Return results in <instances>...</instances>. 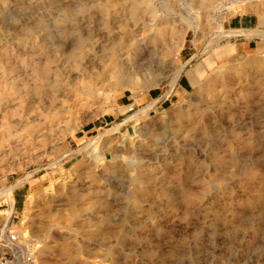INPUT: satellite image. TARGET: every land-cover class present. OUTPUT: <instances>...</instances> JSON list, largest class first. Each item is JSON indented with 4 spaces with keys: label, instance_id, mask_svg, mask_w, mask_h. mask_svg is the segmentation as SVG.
<instances>
[{
    "label": "rangeland",
    "instance_id": "1",
    "mask_svg": "<svg viewBox=\"0 0 264 264\" xmlns=\"http://www.w3.org/2000/svg\"><path fill=\"white\" fill-rule=\"evenodd\" d=\"M138 1L0 0V227L36 264H264V0Z\"/></svg>",
    "mask_w": 264,
    "mask_h": 264
},
{
    "label": "bare ground",
    "instance_id": "2",
    "mask_svg": "<svg viewBox=\"0 0 264 264\" xmlns=\"http://www.w3.org/2000/svg\"><path fill=\"white\" fill-rule=\"evenodd\" d=\"M131 2H132V10H133L132 17H135L134 14L139 10L140 1L131 0ZM217 2L218 0H203L204 4H209L210 6H214ZM84 43H85V39L83 37L79 38L76 44L75 51H73L70 54V60L74 59L76 64L75 68L77 69H78L77 62L81 63V61L86 57L85 55H87L88 53V52L86 53V50L83 51V49L85 48ZM127 45L126 46L133 51L134 49L133 46H135V42L133 40H129ZM138 50L136 51V53L138 52ZM103 51H104V47L99 46L98 48H94L93 55L97 56L99 52L102 53ZM123 57L124 54H121V49L120 50L118 49L117 52H113V53L111 52V54L109 55L107 54V57H104L106 58V62H110V64H112V73L118 79L124 78L126 76L127 68L125 66L128 64V62L125 61ZM33 75L35 78L34 79L35 84L30 85L29 83H24L23 85L24 88L22 90L18 89L16 91L17 92L16 100L19 102V105L21 106L28 104L31 100L35 102L38 101L41 102L45 97L53 98L56 89H58L59 87L58 75L53 74L49 67H43V68L38 67L37 69H35ZM57 120H60V116L58 113H57Z\"/></svg>",
    "mask_w": 264,
    "mask_h": 264
},
{
    "label": "built area",
    "instance_id": "3",
    "mask_svg": "<svg viewBox=\"0 0 264 264\" xmlns=\"http://www.w3.org/2000/svg\"><path fill=\"white\" fill-rule=\"evenodd\" d=\"M16 213L0 227V264H36L35 244L24 238L13 223Z\"/></svg>",
    "mask_w": 264,
    "mask_h": 264
},
{
    "label": "crops",
    "instance_id": "4",
    "mask_svg": "<svg viewBox=\"0 0 264 264\" xmlns=\"http://www.w3.org/2000/svg\"><path fill=\"white\" fill-rule=\"evenodd\" d=\"M262 19H260L259 21L256 22L255 24V29H258L259 31H264V21L262 23Z\"/></svg>",
    "mask_w": 264,
    "mask_h": 264
}]
</instances>
